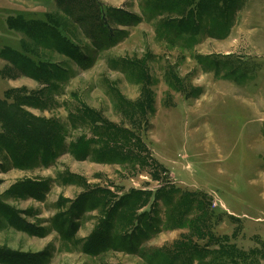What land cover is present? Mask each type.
Masks as SVG:
<instances>
[{
  "label": "rangeland",
  "instance_id": "1",
  "mask_svg": "<svg viewBox=\"0 0 264 264\" xmlns=\"http://www.w3.org/2000/svg\"><path fill=\"white\" fill-rule=\"evenodd\" d=\"M0 103V264H264V0H0Z\"/></svg>",
  "mask_w": 264,
  "mask_h": 264
},
{
  "label": "trees",
  "instance_id": "2",
  "mask_svg": "<svg viewBox=\"0 0 264 264\" xmlns=\"http://www.w3.org/2000/svg\"><path fill=\"white\" fill-rule=\"evenodd\" d=\"M90 15H91V13H90V12H86V11H85V14H83V16H84V17H83V20H81V21H82V22H83V21H85V18H88V17H90ZM96 23H98V21H96ZM97 26H99V25H97ZM0 104H1V103H0ZM0 106H1V110H2V112H3V113H2V114H3V116H4V117H6V116L4 115L5 113H4L3 104H1ZM9 131H10V132H12V131H15V132H18V131H20V132H22V129H17V130H14V127H12V128H10V129H9ZM20 132H19V133H20ZM230 251H231V250H230ZM230 251H228L227 253L225 252V253H224V254H225V256H228V253H229ZM231 254H232V252H231Z\"/></svg>",
  "mask_w": 264,
  "mask_h": 264
}]
</instances>
